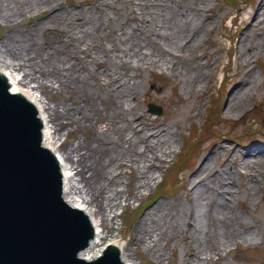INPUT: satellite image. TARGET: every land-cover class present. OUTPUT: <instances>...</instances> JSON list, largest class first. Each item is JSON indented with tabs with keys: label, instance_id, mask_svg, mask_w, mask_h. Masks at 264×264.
I'll list each match as a JSON object with an SVG mask.
<instances>
[{
	"label": "bare ground",
	"instance_id": "6f19581e",
	"mask_svg": "<svg viewBox=\"0 0 264 264\" xmlns=\"http://www.w3.org/2000/svg\"><path fill=\"white\" fill-rule=\"evenodd\" d=\"M150 1H163L164 6L158 8L155 3L153 8L146 9ZM195 1L201 7L206 4V0ZM120 2L126 3L133 18H136L135 26L131 28L132 33L147 26L155 28L160 25L165 30L163 38L167 43L166 47L159 45L152 49L143 46L129 37L132 34L125 30L117 33L110 46H107L103 41V34L110 28L111 20L105 9ZM57 4L58 0H0V19L5 24L13 27L23 17L34 15L36 9L46 8L49 14L47 22L42 25L43 31L48 34L59 31L60 38L65 37L57 55L43 47L38 48L33 39L22 44L15 35H4L0 39V66H4L0 67V73L10 78L13 91L38 102L45 145L59 156V162H64L62 171L68 202L94 219L98 241H92L90 249L83 251L81 256L91 259L99 255L103 248H96L107 236L108 244L122 250L123 263L131 264L125 250L126 244L119 238L120 233L104 235L101 227L116 206L130 199H138L141 190L149 186L153 171L172 153L175 134L172 127L161 124L156 118L152 121H134L139 110L131 101L136 97L135 80L134 75L128 72L155 65L172 71L177 60L192 53L197 46L200 35L194 25L196 14L187 11L181 13L176 20L168 19L165 9L170 11L174 0H101L95 12L80 14L54 10V5ZM144 9L146 11L143 15ZM249 34L240 44L239 53L242 57L250 56L245 55L244 50L248 46L251 49L253 36L264 35V0L259 4ZM70 50L78 60L76 65L69 64L73 70L72 76H69L63 60L66 57L61 56V53L69 54ZM2 56L11 59V63L3 61ZM102 56L109 57V64L103 66V70L89 68L91 64L100 63ZM15 69L24 72V78L19 79L14 75ZM27 81L42 88H55L57 91L70 89L75 85L84 92V100L95 96L94 88H102L113 91L115 99L101 110L93 106L80 111L78 107L71 113L55 108L45 116V109L35 86L22 88ZM251 82L253 84L254 80H247L238 86L231 96L229 110L238 105L240 96L245 93L244 85ZM73 121L78 126L99 123V136L92 142L72 144L61 153L55 131H51L49 122L61 126ZM208 161L207 158L198 166L205 178L191 188L188 204L180 212L170 211L163 202L153 206L136 226L133 244H143L148 250H155L162 240L187 228L192 235L203 237V244L201 242L200 246L203 247L205 256L201 259L202 262L195 257L196 264H214L220 260L225 247L236 243L240 234L231 231V206L234 199L232 181L233 172H238L240 166L236 163L230 166L227 161L224 173H212L208 170ZM252 161L254 180H251L256 182L264 171V154L253 157ZM124 171L136 173L135 186L131 192L128 183L126 189L121 187V174Z\"/></svg>",
	"mask_w": 264,
	"mask_h": 264
},
{
	"label": "rangeland",
	"instance_id": "374dc122",
	"mask_svg": "<svg viewBox=\"0 0 264 264\" xmlns=\"http://www.w3.org/2000/svg\"><path fill=\"white\" fill-rule=\"evenodd\" d=\"M99 1L101 0H58V4L54 5V10L77 14L95 12ZM235 1L239 5L238 10H234L225 0H206L203 7L195 0H174L170 11L165 9V16L168 19L176 20L181 13H187V11L196 14L194 25L200 38L194 51L179 58L172 71L155 65L138 71L131 69L128 72L134 75L135 80L136 97L131 101L139 110L134 121L138 122L142 119L152 121L156 118L161 124L172 127L175 134L172 153L159 168L153 171L149 186L141 190L138 199H130L116 206L101 227L104 235L120 233L119 238L126 244L125 250L131 264H196V258L202 262L201 259L205 256L203 247L200 246L203 237L192 235L187 228H183L179 234L171 235L169 239L162 240L155 250H148L143 244L135 245L133 239L136 234L134 233L135 228L144 214L159 202H163L170 211L178 212L188 204L192 194L191 188L200 179L205 178L198 166L207 158L209 160L208 170L212 173L217 171L224 173V164L227 161L230 162V166L235 163L240 166L238 172H233L234 199L231 206L233 214L231 231L240 235L236 243L225 247L220 260L214 264H264V171L256 182L251 180H254L252 178L254 175L252 158L264 154H262L264 136L254 135L243 143H234L222 137L208 142L205 148L198 151L197 156L192 159V168L180 176L182 188L160 196L152 203H147L148 196L160 184L165 170L176 160L182 148V137L189 136L194 125L201 126L204 123L209 94L213 93L219 82L224 80L222 78L225 73H227V79L224 80L225 87L221 89L217 101L222 116L226 120L237 122L239 128L242 129L251 127V131H256L264 128V75L259 68V62L264 61V35L253 36L251 49L248 46L244 50L245 55L250 56L242 57L239 53L240 44L244 42L246 36L250 35V25L263 0ZM155 3L158 8L164 6L163 1H150L146 9L153 8ZM146 9L143 10V15ZM105 11L111 20L110 28L103 34V41L107 46H110L111 40L117 33L125 30L132 34L129 37L139 41L143 46L152 49H156L159 45L166 47L167 43L163 38L165 30L160 25L155 28L147 26L143 30L131 32L136 18H133L126 3H117L113 7L106 8ZM48 14L49 10L46 8L36 9L34 15L23 17L13 27L0 19V39L8 33L15 35L22 44H27L33 39L38 48L43 47L57 54L58 50L61 51L65 37L60 38L59 31L51 34L43 31L42 25L47 22ZM143 15L142 18H144ZM68 53L67 55L61 53V56L66 57L63 60L69 76H72L73 70L69 64L76 65L78 60L72 50ZM2 58L7 64L11 63V59L4 58V56ZM108 64L109 57L102 56L100 63L91 64L89 68L103 70L102 67ZM0 67L4 68V66ZM13 72L19 79L24 78V72L18 69ZM247 80H254V82L249 85L243 84L246 88L245 93L240 96L238 105L229 110L228 104L232 94ZM27 82L23 84V89L35 86V90L41 97L45 116L55 108L71 113L78 107L80 111H86L87 107L92 108L93 106L101 110L115 99L113 91L102 88H94L95 96L84 100V92L75 85L70 89L57 91L55 88L47 86L42 88L30 81ZM149 104L159 106L162 110L161 115L153 113L148 107ZM98 125L99 123L78 126L76 121H73L70 124L59 126L49 122L51 131H55L61 153L70 148L72 144L78 142L83 144L96 140L100 130ZM102 129L105 131L103 125ZM216 129L219 131L217 135L223 133L222 124H218ZM121 177V187L126 189V183H128L131 192L135 186L136 173L124 171ZM171 187L169 186V189ZM140 205L141 209L135 221L128 228V224L125 225L121 221L123 212ZM144 206L146 208L143 210ZM107 238L106 236L102 239L97 250L107 243Z\"/></svg>",
	"mask_w": 264,
	"mask_h": 264
},
{
	"label": "water",
	"instance_id": "95a60500",
	"mask_svg": "<svg viewBox=\"0 0 264 264\" xmlns=\"http://www.w3.org/2000/svg\"><path fill=\"white\" fill-rule=\"evenodd\" d=\"M8 88L0 75V264H123L122 250L111 245L97 258L80 257L98 241L94 219L86 214L92 228L68 202L64 162L60 172L53 154L59 156L45 145L44 134L43 145L53 154L41 146L38 102L28 99L39 117L29 101Z\"/></svg>",
	"mask_w": 264,
	"mask_h": 264
},
{
	"label": "trees",
	"instance_id": "16d2710c",
	"mask_svg": "<svg viewBox=\"0 0 264 264\" xmlns=\"http://www.w3.org/2000/svg\"><path fill=\"white\" fill-rule=\"evenodd\" d=\"M214 104L212 103L211 107L208 110L207 118L205 121V124L203 128L198 132L197 129L194 130V133L192 134V139L196 137V132H198L199 139L194 144H191L190 141H185V146H192V151H196L200 148L201 145H203L206 142L207 137H209L210 133L212 132V126L217 125L221 120L219 119V112L217 110H214ZM188 162V164H187ZM180 168L178 171H176V176L183 171L184 169H187L191 166V163H189V160L187 159V156L184 155L179 160Z\"/></svg>",
	"mask_w": 264,
	"mask_h": 264
}]
</instances>
